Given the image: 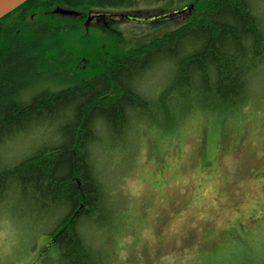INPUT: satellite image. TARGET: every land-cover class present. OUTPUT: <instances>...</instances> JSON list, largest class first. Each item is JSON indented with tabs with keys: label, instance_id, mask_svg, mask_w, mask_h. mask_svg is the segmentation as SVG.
<instances>
[{
	"label": "rangeland",
	"instance_id": "1",
	"mask_svg": "<svg viewBox=\"0 0 264 264\" xmlns=\"http://www.w3.org/2000/svg\"><path fill=\"white\" fill-rule=\"evenodd\" d=\"M191 2L138 0L131 8L91 12L85 31L90 42L80 54L145 44L186 22L191 13L181 11ZM256 2L264 15V0ZM100 13L109 14L107 22L94 19ZM87 60L80 65L90 77ZM172 71L171 61L157 62L138 89L154 104ZM255 75L241 108L193 104L188 110L186 100L173 97L167 103L180 107L168 116L162 108L142 111L124 136L102 137L94 158L117 222L86 233L105 249L103 264H264V64ZM71 76H50L43 86L65 87ZM44 117L5 145L3 166L55 140L49 114ZM46 204L31 199L30 191L0 198V264H60L49 234L60 210Z\"/></svg>",
	"mask_w": 264,
	"mask_h": 264
},
{
	"label": "trees",
	"instance_id": "2",
	"mask_svg": "<svg viewBox=\"0 0 264 264\" xmlns=\"http://www.w3.org/2000/svg\"><path fill=\"white\" fill-rule=\"evenodd\" d=\"M137 2L28 0L0 18V153L46 114L55 131L54 141L15 164L0 161V198L30 191L31 199L60 210L49 231L60 264H103L108 257L86 233L112 229L117 222L94 158L105 137L124 136L142 111L162 108L168 116L180 107L167 103L173 97L186 100L188 110L193 104L194 109L241 108L264 64V15L256 0H192L186 22L145 44L80 54L90 42L85 31L91 12ZM60 8L75 12L59 13ZM84 59L92 60L90 77L80 65ZM163 60L173 63V71L153 104L137 82ZM68 72L67 86H43L50 76Z\"/></svg>",
	"mask_w": 264,
	"mask_h": 264
},
{
	"label": "water",
	"instance_id": "3",
	"mask_svg": "<svg viewBox=\"0 0 264 264\" xmlns=\"http://www.w3.org/2000/svg\"><path fill=\"white\" fill-rule=\"evenodd\" d=\"M26 1L28 0H0V18ZM57 12L64 14H73L75 11L60 8L57 9Z\"/></svg>",
	"mask_w": 264,
	"mask_h": 264
},
{
	"label": "flooded vegetation",
	"instance_id": "4",
	"mask_svg": "<svg viewBox=\"0 0 264 264\" xmlns=\"http://www.w3.org/2000/svg\"><path fill=\"white\" fill-rule=\"evenodd\" d=\"M107 16H109V14H105V13H100V14H97L94 19H98V21H101L102 22H107ZM87 20V19H86Z\"/></svg>",
	"mask_w": 264,
	"mask_h": 264
},
{
	"label": "bare ground",
	"instance_id": "5",
	"mask_svg": "<svg viewBox=\"0 0 264 264\" xmlns=\"http://www.w3.org/2000/svg\"><path fill=\"white\" fill-rule=\"evenodd\" d=\"M1 161V160H0ZM1 163H2V161H1Z\"/></svg>",
	"mask_w": 264,
	"mask_h": 264
}]
</instances>
